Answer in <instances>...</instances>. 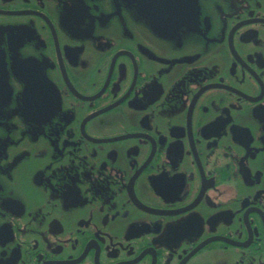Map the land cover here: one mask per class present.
I'll list each match as a JSON object with an SVG mask.
<instances>
[{"label": "flooded vegetation", "instance_id": "1", "mask_svg": "<svg viewBox=\"0 0 264 264\" xmlns=\"http://www.w3.org/2000/svg\"><path fill=\"white\" fill-rule=\"evenodd\" d=\"M190 7L0 0V264H264V0Z\"/></svg>", "mask_w": 264, "mask_h": 264}, {"label": "water", "instance_id": "2", "mask_svg": "<svg viewBox=\"0 0 264 264\" xmlns=\"http://www.w3.org/2000/svg\"><path fill=\"white\" fill-rule=\"evenodd\" d=\"M168 1L171 3H176L179 1L182 4L183 9H185L186 7H190L192 5V2H193V0H168ZM189 9H186V12H188Z\"/></svg>", "mask_w": 264, "mask_h": 264}]
</instances>
